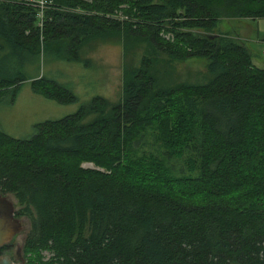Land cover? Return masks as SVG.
<instances>
[{"label": "trees", "instance_id": "1", "mask_svg": "<svg viewBox=\"0 0 264 264\" xmlns=\"http://www.w3.org/2000/svg\"><path fill=\"white\" fill-rule=\"evenodd\" d=\"M50 1L40 26L36 7L0 0V98L30 79L77 102L20 67L50 51L81 62L89 39L123 33L205 59L211 76L159 88L144 57L124 65L117 102L96 95L29 138L0 128V194L29 219L28 264H264V68L237 33H215L222 19L264 18V0ZM151 132L158 154L142 150Z\"/></svg>", "mask_w": 264, "mask_h": 264}, {"label": "rangeland", "instance_id": "2", "mask_svg": "<svg viewBox=\"0 0 264 264\" xmlns=\"http://www.w3.org/2000/svg\"><path fill=\"white\" fill-rule=\"evenodd\" d=\"M247 25L250 27L247 28ZM215 33H237L250 48L254 63L264 68V18L222 19ZM118 36L106 40L89 39L80 47L81 62L57 60L50 51L20 67V70L32 79L45 75L66 84L72 88L78 100L75 103L63 104L47 98L32 89L29 79L16 94L9 91L0 98V128L10 136L29 138L34 134L37 123L72 114L96 95L104 96L112 103L117 102L122 96L124 65L131 61L139 65L144 57L154 58L153 73L159 88L173 87L180 83H203L211 76L205 59L171 60L146 38L127 37L125 33ZM86 60L89 61L88 64ZM151 133L147 136L145 149L142 150L158 154ZM176 163L180 164L179 161ZM84 166L95 167L92 163H85ZM7 196L18 208L16 198L12 194ZM20 218L24 220V228L13 241L22 245L29 234L30 223L27 217Z\"/></svg>", "mask_w": 264, "mask_h": 264}, {"label": "water", "instance_id": "3", "mask_svg": "<svg viewBox=\"0 0 264 264\" xmlns=\"http://www.w3.org/2000/svg\"><path fill=\"white\" fill-rule=\"evenodd\" d=\"M22 228L19 219L14 216V202L7 195H0V245L9 240ZM0 264H12L8 257L1 258Z\"/></svg>", "mask_w": 264, "mask_h": 264}, {"label": "flooded vegetation", "instance_id": "4", "mask_svg": "<svg viewBox=\"0 0 264 264\" xmlns=\"http://www.w3.org/2000/svg\"><path fill=\"white\" fill-rule=\"evenodd\" d=\"M17 211L18 208L14 204V216L15 218L20 220L22 226L21 230H23L24 220L17 216ZM20 231H17L9 240L5 241L2 245H0V248L3 249L2 256L0 257V259L8 257L11 260L12 264H28L25 258L24 244L21 245L18 241L16 242L13 241Z\"/></svg>", "mask_w": 264, "mask_h": 264}, {"label": "built area", "instance_id": "5", "mask_svg": "<svg viewBox=\"0 0 264 264\" xmlns=\"http://www.w3.org/2000/svg\"><path fill=\"white\" fill-rule=\"evenodd\" d=\"M20 1V0H19ZM28 5L36 7L38 9V16L40 18V26L43 25L46 17V11L51 7L52 1L50 0H23Z\"/></svg>", "mask_w": 264, "mask_h": 264}]
</instances>
